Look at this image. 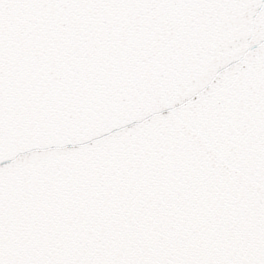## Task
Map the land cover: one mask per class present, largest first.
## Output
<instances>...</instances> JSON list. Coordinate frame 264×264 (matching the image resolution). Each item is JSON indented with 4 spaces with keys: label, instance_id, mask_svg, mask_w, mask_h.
Returning a JSON list of instances; mask_svg holds the SVG:
<instances>
[{
    "label": "water",
    "instance_id": "95a60500",
    "mask_svg": "<svg viewBox=\"0 0 264 264\" xmlns=\"http://www.w3.org/2000/svg\"><path fill=\"white\" fill-rule=\"evenodd\" d=\"M0 264H264V0H0Z\"/></svg>",
    "mask_w": 264,
    "mask_h": 264
}]
</instances>
